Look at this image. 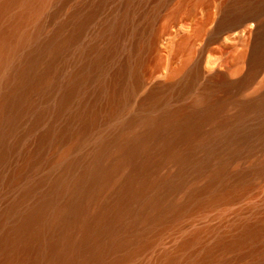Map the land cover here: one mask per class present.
Masks as SVG:
<instances>
[{
  "label": "bare ground",
  "instance_id": "bare-ground-1",
  "mask_svg": "<svg viewBox=\"0 0 264 264\" xmlns=\"http://www.w3.org/2000/svg\"><path fill=\"white\" fill-rule=\"evenodd\" d=\"M168 1L0 0V264H264V0L156 79Z\"/></svg>",
  "mask_w": 264,
  "mask_h": 264
},
{
  "label": "rangeland",
  "instance_id": "rangeland-1",
  "mask_svg": "<svg viewBox=\"0 0 264 264\" xmlns=\"http://www.w3.org/2000/svg\"><path fill=\"white\" fill-rule=\"evenodd\" d=\"M226 1L227 0H222L221 2V0H219L218 2L222 5ZM194 2V0H169L168 4L164 7L161 16L155 22L156 25L154 24L155 31L159 33L157 44L159 50L152 54L148 63V69L151 74H154L156 79L165 78L171 68L180 65L183 60L186 57L191 56L194 51L195 54L193 55V61L203 57V67L206 70H209L214 66L213 64L208 66V61H210L209 58L215 60L216 63H222L228 67H232L238 62L239 56L246 50V44L243 40L233 37L230 38L228 34L227 36L225 34L218 40L213 39L214 31L222 19V13L220 10L221 5L218 2L213 4L214 6L216 5L213 9H211L212 5L209 6L207 3H197L198 6H196V9H193L192 4L194 5ZM178 5H182V10L179 12L181 18L178 17V19H175L172 15L175 16L173 11H175ZM190 10H194L193 12L195 14L190 12ZM210 10L213 11V13H210ZM188 16L191 18L189 19ZM171 18L174 19L172 20ZM262 18L264 20V17ZM201 23H203V25ZM201 25L203 27L206 26V29H203L206 31L202 30L203 32L200 31L201 33H199L197 28L199 30L202 27ZM185 34L197 35L193 47H191L190 41L183 39ZM214 55L215 57H213ZM263 79L264 68L258 76V83Z\"/></svg>",
  "mask_w": 264,
  "mask_h": 264
}]
</instances>
